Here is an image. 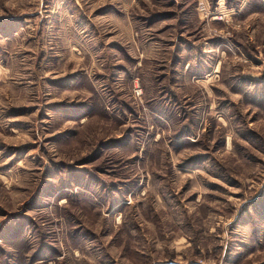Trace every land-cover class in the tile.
Returning a JSON list of instances; mask_svg holds the SVG:
<instances>
[{"label":"rangeland","instance_id":"1","mask_svg":"<svg viewBox=\"0 0 264 264\" xmlns=\"http://www.w3.org/2000/svg\"><path fill=\"white\" fill-rule=\"evenodd\" d=\"M0 264H264V0H0Z\"/></svg>","mask_w":264,"mask_h":264}]
</instances>
